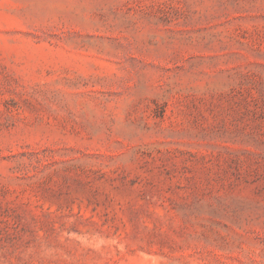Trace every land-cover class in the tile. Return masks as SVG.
<instances>
[{
  "label": "rangeland",
  "instance_id": "1",
  "mask_svg": "<svg viewBox=\"0 0 264 264\" xmlns=\"http://www.w3.org/2000/svg\"><path fill=\"white\" fill-rule=\"evenodd\" d=\"M0 264H264V0H0Z\"/></svg>",
  "mask_w": 264,
  "mask_h": 264
}]
</instances>
